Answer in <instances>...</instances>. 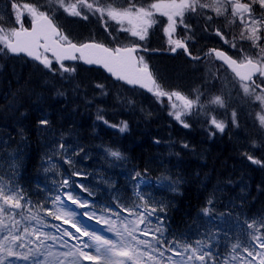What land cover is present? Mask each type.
<instances>
[{
  "label": "snow or ice",
  "instance_id": "obj_1",
  "mask_svg": "<svg viewBox=\"0 0 264 264\" xmlns=\"http://www.w3.org/2000/svg\"><path fill=\"white\" fill-rule=\"evenodd\" d=\"M25 15L31 19L30 29L25 27ZM61 15L94 20L103 29L102 38L72 36L59 23ZM201 23L204 33L218 37L215 43L219 45L208 48L203 55L199 51L194 53L191 46ZM155 28L162 31L167 45L164 50L173 54L183 51L190 60L209 66L204 85L193 89L194 96L165 86L139 54L159 51L147 47ZM0 46V52L23 54L36 62L41 72L51 74L45 83L53 85L57 77L71 84L81 63L103 69L115 81L151 94L157 104L167 108L168 116L185 129L192 127L186 117L197 120L204 117V130L210 138L217 133L223 135L230 126L240 127L238 110L231 107V97L237 89V95L242 93L243 98L258 102L264 110V0H153L147 6L139 0H127V7L117 0H46L43 4L3 0ZM213 66L215 72L211 71ZM217 81L227 82L230 86L227 94L223 87L212 91ZM95 87L100 90L99 95H108L105 84L96 83ZM80 88L75 83L72 91L76 93ZM55 95L64 97L66 91L63 87L56 88ZM117 100L125 102L119 96ZM126 102L134 104L131 98ZM218 110H223L224 118H218ZM98 119H102L99 110ZM257 119L260 135L264 136V114L257 113ZM109 127H117L121 133L128 130L127 122ZM49 129L46 116L37 121V132L42 136H47ZM18 135L25 139L22 127L18 128ZM51 135L48 152L40 165L46 182H36L39 193H43L41 199L33 200V194L20 183L19 148L9 154L7 171H0V264H264V217L249 220L243 212L232 217L231 210L236 205L231 201L228 213L215 215L214 197H210L202 209L206 219H195L187 232H173L169 204L139 190L152 183L146 179L147 169L144 173L133 170L134 174L125 177L134 182L136 199L129 204L115 194V207L106 204L98 214L96 202L88 199L95 195L89 185L63 172L47 175L62 159L73 176H86L76 169L75 157L89 155L78 143L69 144L64 133L59 139L55 133ZM0 145L7 148V139L0 138ZM182 146L190 147L187 143ZM258 148H264V141L252 138L250 149ZM104 151L106 158L126 159L118 149L105 147ZM241 156L264 167V160L257 159L250 150L242 151ZM166 179L158 180L155 186L179 191V182L166 184ZM85 218L101 228L90 227ZM222 247L225 255L221 254Z\"/></svg>",
  "mask_w": 264,
  "mask_h": 264
},
{
  "label": "trees",
  "instance_id": "obj_2",
  "mask_svg": "<svg viewBox=\"0 0 264 264\" xmlns=\"http://www.w3.org/2000/svg\"><path fill=\"white\" fill-rule=\"evenodd\" d=\"M92 33V29L82 27L77 35L84 39L87 38L84 35ZM149 48L159 49L152 44ZM154 52L151 51L153 54L147 56L148 64L159 76L152 61L167 69L170 62ZM159 78L164 84L166 78ZM50 79L51 74L46 76L36 64L0 55V138L7 139L8 142L7 148L0 145V171H7L9 154L19 148L22 153L19 160V180L33 194V200L43 197L36 182L42 183L40 165L46 152V142L51 141L52 133H55L57 139L64 133L69 144L78 143L89 155L95 150L100 152L105 147L118 149L123 153L126 159L122 167H119L120 162L111 165L99 159L94 167L91 163L86 165L97 180L94 184L110 185L109 191L116 190L118 195L123 196L122 199L130 191V183L124 180V175L132 174L133 170L144 173L147 169V179L168 177L179 182L177 195L163 189L151 190L153 199L169 204L168 216L173 232H187L195 219L203 220L202 209L207 206L206 202L210 197H228L227 202L234 200L248 215L264 217V167L249 163L241 156L237 147L230 149L223 142H216L220 139L209 140L204 129L196 127V123L190 129L179 126L171 120L164 107L153 99L139 91L127 90L112 83L100 72L79 67L71 84L60 81L59 78H55L54 85L45 83ZM75 83L81 85L76 93L72 91ZM96 83L105 84L108 95H91L89 90L97 89ZM59 87L64 88L66 96L55 95L56 88ZM117 96L125 102H118ZM106 97L116 101L111 113H107L105 102L99 106L92 104L93 100L100 102V99ZM129 98L134 100V104H127ZM118 104L122 105L123 110L119 111ZM231 107L238 110L241 120L244 119L243 113L246 111L239 103L232 102ZM98 110L102 119H98ZM21 113L25 115L21 116ZM227 115H230V110ZM45 116L50 121V129L47 136H42L37 132V121ZM103 119L109 124H113L112 119L127 122L128 130L124 135L118 136L103 126ZM250 122L249 126L255 132V125L252 120ZM19 127L24 129V140L18 135ZM254 137L258 138L255 134ZM157 140L160 143H154ZM184 143L190 147L184 148ZM75 159L78 161L75 167L81 171L79 165L83 166L82 157ZM62 172L72 176L69 165ZM106 180H111L112 183H105ZM97 190L104 193L102 187Z\"/></svg>",
  "mask_w": 264,
  "mask_h": 264
},
{
  "label": "rangeland",
  "instance_id": "obj_3",
  "mask_svg": "<svg viewBox=\"0 0 264 264\" xmlns=\"http://www.w3.org/2000/svg\"><path fill=\"white\" fill-rule=\"evenodd\" d=\"M19 2L24 3V2H28V0H19ZM31 2L43 4V3L46 2V0H31ZM117 2L121 6L127 7V0H117ZM150 3L151 2L144 1L141 4H143L144 6H147ZM2 8H3V6L0 5V9H2ZM60 19L62 20V24L61 25H63V27L65 29H67V31L69 33L78 32L83 27L84 23H89L90 22V21H81V20H78L76 18L67 17V16H64V15H61ZM159 19L163 20L164 18L161 17ZM25 20L27 21L26 22L27 24L31 22L30 17H28L27 15H25ZM222 25H223V23H222ZM91 27H92V29L94 28V26H92V25H91ZM101 30L103 32V29H101ZM197 31H203V26L201 24L198 26ZM124 35H126V34H124ZM129 39H131V38H129ZM0 47H2V46H0ZM166 47H167V45L165 43L164 44V49H166ZM165 51L166 50H164V52ZM0 55H1V57L5 56V51L4 52H0ZM152 62L154 64V67L157 69L159 76L161 78L162 77L166 78V79H164V78L163 79L166 81V86L169 89H172V88L178 89V90L183 91L185 94H190V95H193V96H194L193 89H195L196 87H198L200 85H204L205 76L207 74V70H208V67H209L208 65H205L204 69H203L202 67L198 66L196 68V70L194 72H192L191 70L193 68V65L184 66V65L179 64L182 61H174L173 64L168 63V69L166 68V66L161 65L160 63H156L155 61H152ZM211 71L215 72V69H213V67H211ZM205 87L212 88L211 85H205ZM93 89L90 88V90H89L90 94L93 95V96L95 95V96L99 97L100 90L99 89H95V88H93ZM224 90H225V93L227 94L229 92V90H230V86L229 85H225ZM238 95L241 97L242 101L247 102L249 107H252L254 109V114H253L254 121H255V124L259 127V121L257 119V113L264 114V110L261 109V107H260L258 102L247 101L245 98H243V94L242 93H239ZM80 96L83 97L82 94ZM148 97H150L151 99H153L155 101V99L151 96V94H149ZM231 98L234 99L235 97H233V95H232ZM104 102L107 105L105 107L107 113L113 112L114 109L112 110V108H113L114 104L116 103V101L113 100V99L109 100L106 97L105 99H100V102H96V101L93 100L92 104L96 105V106H99V105H103ZM165 104H167V101H165ZM118 106H119V111L123 110L122 105L118 104ZM164 109L167 111L166 107H164ZM218 112H219V117L218 118H224L225 114H224L223 110H218ZM243 114H244V119H249L248 113H243ZM227 116L230 119V115H227ZM170 118L172 119V117H170ZM186 119L190 120V122L193 123V124L196 123V125H195L196 127H198L197 125H199L201 123V122H199V120H197V119H195L193 117H186ZM244 119L240 120V127L238 129L237 128H232L230 126L223 135H221L220 133H217L214 138H210L208 133H207V131H205L206 134L209 137L208 139L209 140L220 139V140H216V142L217 143L223 142L230 149H232L234 147H237L238 150L240 151V153L247 149V150L252 151L255 156L256 155H260V156H262L264 158V148L250 149V140L252 138H256V137H254V134L258 136V138H256V139H259V140H262V141H264V136H261L257 129L255 130V132H250L249 128H248V125H249L250 122L249 123H244ZM172 120L175 123H177L174 119H172ZM203 120H204V117H201L200 121L203 122ZM101 123L103 124V126L105 128H108L110 130L116 131L119 134L125 133V132L121 133L118 130L117 127H109L105 123H103V122H101ZM205 126L206 125L204 124V129H205ZM196 127H195V129H196ZM213 131H215V129H213ZM221 138L224 139V140H221ZM44 139L48 140L47 138H44ZM49 142H47V145H45L46 152H48V144H49ZM106 155L107 154L105 153V151H101L100 150V152H97V150H95L92 154L88 155V158H85V159L82 158L81 161L83 162V166H81V165H79V166H80L81 171L86 173V176H82V177L72 176L73 180H79V182L82 183V184L85 183V180H87V181H91V180L97 181L95 176H94V174H92L91 172L88 171L86 165L91 163L92 167L96 166L95 162L97 161V159L101 160V156L106 160V164L108 162H111L110 163L111 165H116L118 162H120L119 167H122V165L124 164V160L116 161V160H114L111 157H107L106 158ZM56 159H59V158H56ZM62 162H63V160L60 159L59 165ZM58 172H60V171H56L55 175H57ZM45 175L46 174L44 173V171L42 169L41 177L43 178V181H45ZM47 175L48 176H52V174H50V173H48ZM57 178H59V176H57ZM158 180H160V179L152 180L151 184L141 186V188L139 190L146 196V193L149 190H151L152 187H156L155 185H156ZM128 181L131 182V184H130L131 190L134 191V192L137 191V189H134L133 186H132L134 182L130 181V180H128ZM165 183L166 184L175 183V181H173L172 179L167 177V179L165 180ZM86 185H89V184L87 183ZM107 185L108 184H104L103 187L104 186L107 187ZM89 186H90L92 191H94V192L97 191L96 187H98V186H95V185H89ZM158 189H165L168 193H170L172 195H177L178 194V191L177 192H172L167 187H158ZM76 191L79 192L80 190L77 188ZM104 191H105V188H104ZM80 194L83 196L85 193H80ZM134 199H136V198L133 195V197L130 200H126L125 202L130 204ZM229 202L230 201L226 202L225 199L214 200V204L212 206L214 208V213L213 214L218 215V214H220L223 211L230 210L231 209V205L229 204ZM231 202H232V204L236 205L235 209L231 210V215H232V217H234L236 215V213L239 212L238 209H240V208H239V205L236 204L234 200H232ZM73 207H75V206H73ZM79 211H86V210H79ZM228 212L229 211H226V213H228ZM97 213L99 214V212H97ZM242 219H243V217H242ZM251 219H253V218H249V220H251ZM85 222L90 227L95 228L97 230H99L101 228L100 225H96L94 221H87L86 218H85ZM55 223H59V221H55ZM64 227H67V225H65ZM107 235L110 236L111 234L109 233ZM235 237H236V235H235ZM141 238L143 239V237H141ZM47 243H51V241H48ZM175 259H178V257L175 258Z\"/></svg>",
  "mask_w": 264,
  "mask_h": 264
},
{
  "label": "water",
  "instance_id": "obj_4",
  "mask_svg": "<svg viewBox=\"0 0 264 264\" xmlns=\"http://www.w3.org/2000/svg\"><path fill=\"white\" fill-rule=\"evenodd\" d=\"M11 56H17V55H13V54H11V53H9ZM19 56H23V57H25L27 60H29V61H32V60H30L28 57H26V56H24L23 54H21V55H19ZM82 64V63H81ZM84 65V64H83ZM85 67H88L89 68V66H87V65H84ZM91 68H96V67H91ZM96 69H99V68H96ZM100 70H102L104 73H105V75L106 76H108V77H110L113 81H115L108 73H106L103 69H100ZM116 82H118V81H116ZM119 83H121V82H119ZM122 84V83H121ZM125 86H127L128 88H137V89H140L141 91H143V92H145V93H147L145 90H143V89H141V88H139V87H137V86H130V85H125Z\"/></svg>",
  "mask_w": 264,
  "mask_h": 264
},
{
  "label": "bare ground",
  "instance_id": "obj_5",
  "mask_svg": "<svg viewBox=\"0 0 264 264\" xmlns=\"http://www.w3.org/2000/svg\"><path fill=\"white\" fill-rule=\"evenodd\" d=\"M198 67V65H193V68H192V72H194L196 70V68ZM23 81V80H22ZM22 84V83H21ZM21 86V85H20ZM23 86V85H22ZM3 87V86H2ZM2 90V89H1ZM17 91V90H16ZM17 96V95H16ZM3 97V96H2ZM23 102V101H22ZM19 104V103H18ZM6 108V107H5ZM61 108V107H60ZM10 109V108H9ZM73 111V110H72ZM14 114V113H13ZM2 115V114H1ZM21 119V118H19ZM11 123V122H10ZM19 125V124H18ZM26 128V127H25ZM32 129V128H31ZM94 130V129H93ZM61 131V130H60ZM60 133V132H59ZM16 134V133H15ZM90 134V133H89ZM5 137V136H4ZM15 137V136H14ZM97 138V137H96ZM15 140V139H14ZM11 141V140H10ZM16 145V144H15ZM187 175V174H186ZM198 175V174H197ZM202 177V176H201ZM196 179V178H195Z\"/></svg>",
  "mask_w": 264,
  "mask_h": 264
}]
</instances>
